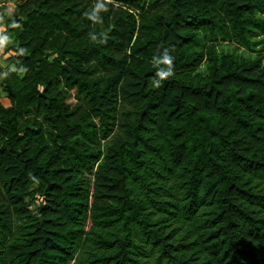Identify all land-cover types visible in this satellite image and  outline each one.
I'll list each match as a JSON object with an SVG mask.
<instances>
[{"label":"trees","instance_id":"16d2710c","mask_svg":"<svg viewBox=\"0 0 264 264\" xmlns=\"http://www.w3.org/2000/svg\"><path fill=\"white\" fill-rule=\"evenodd\" d=\"M2 17L0 264H264V0Z\"/></svg>","mask_w":264,"mask_h":264},{"label":"crops","instance_id":"0c3cea01","mask_svg":"<svg viewBox=\"0 0 264 264\" xmlns=\"http://www.w3.org/2000/svg\"><path fill=\"white\" fill-rule=\"evenodd\" d=\"M17 2H19V0H0V3L2 4L0 5V31H4L5 29H7V24L4 18L2 17L3 13L15 7ZM1 6L3 7L2 10H1ZM10 37L11 34H4L0 36V61L2 62L3 65H9V67H10V62L12 61L11 59H6V57L14 54V52L11 50L7 52L5 51L7 49V46L10 45V41H11ZM3 52L5 53V55L1 56ZM2 80H3V74L0 73V81Z\"/></svg>","mask_w":264,"mask_h":264},{"label":"rangeland","instance_id":"374dc122","mask_svg":"<svg viewBox=\"0 0 264 264\" xmlns=\"http://www.w3.org/2000/svg\"><path fill=\"white\" fill-rule=\"evenodd\" d=\"M0 5H2V4L0 3ZM235 45H236L235 43H232V42L229 43L228 41H225L223 48H224V50H231ZM238 51H243V47H240ZM10 67L15 68V65L13 62H10ZM4 98H5V96L1 97L2 101H5V103H8V100L6 98L5 99Z\"/></svg>","mask_w":264,"mask_h":264}]
</instances>
